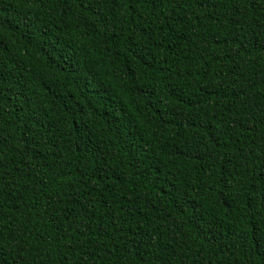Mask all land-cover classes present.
<instances>
[{
    "label": "trees",
    "instance_id": "obj_1",
    "mask_svg": "<svg viewBox=\"0 0 264 264\" xmlns=\"http://www.w3.org/2000/svg\"><path fill=\"white\" fill-rule=\"evenodd\" d=\"M0 264H264V0H0Z\"/></svg>",
    "mask_w": 264,
    "mask_h": 264
}]
</instances>
